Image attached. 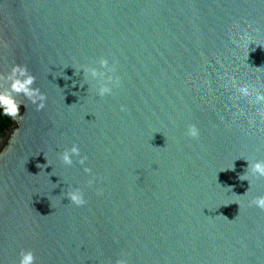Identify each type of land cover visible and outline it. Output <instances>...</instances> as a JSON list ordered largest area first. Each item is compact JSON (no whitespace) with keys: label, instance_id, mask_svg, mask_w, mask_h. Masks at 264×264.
<instances>
[{"label":"water","instance_id":"water-1","mask_svg":"<svg viewBox=\"0 0 264 264\" xmlns=\"http://www.w3.org/2000/svg\"><path fill=\"white\" fill-rule=\"evenodd\" d=\"M101 57L104 96L80 69ZM14 63L46 102L21 97L0 139L3 264H264V177L240 179L264 160V104L236 90L264 92V0H0ZM73 143L83 165L60 158Z\"/></svg>","mask_w":264,"mask_h":264},{"label":"clouds","instance_id":"clouds-1","mask_svg":"<svg viewBox=\"0 0 264 264\" xmlns=\"http://www.w3.org/2000/svg\"><path fill=\"white\" fill-rule=\"evenodd\" d=\"M98 64L99 68L95 66H81L80 69H83V78L85 80L91 79L96 81V84H98L96 88L97 93L100 96H104L112 92V87L118 84L119 78L111 74L105 75L106 72L113 73L115 71V68L109 65L107 58L101 57ZM80 69H76V71H80ZM35 80V75L29 71L26 64L14 63L7 72L0 71V116H6L10 119L22 118L20 105L24 104V100L21 97L26 98L37 109H42L45 106L46 94L39 87L33 86ZM236 90L244 97H250L254 93V101L257 104H264V92L259 91L255 85L241 84L237 86ZM186 134L190 137H197L199 135V128L195 124H189ZM80 152V147L73 143L71 147L65 148L60 153V158L65 164L70 165L73 163L74 157H78V162L83 165L86 157L80 155ZM84 171L90 173L92 170L85 165ZM252 177H264V160H257L251 164L250 168L240 176V179H246L249 185H251ZM66 196L76 205L85 203L84 193L79 188H71L66 192ZM249 203L254 204L257 208L264 209V195L254 196ZM36 261L37 258L33 249L22 248L16 264H36ZM0 264H3L2 259H0ZM115 264H128V260L119 258L115 261Z\"/></svg>","mask_w":264,"mask_h":264},{"label":"trees","instance_id":"trees-1","mask_svg":"<svg viewBox=\"0 0 264 264\" xmlns=\"http://www.w3.org/2000/svg\"><path fill=\"white\" fill-rule=\"evenodd\" d=\"M13 124V119L6 116H0V139L4 136L6 130Z\"/></svg>","mask_w":264,"mask_h":264}]
</instances>
